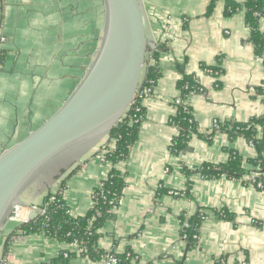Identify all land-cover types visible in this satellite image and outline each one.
Instances as JSON below:
<instances>
[{
    "label": "crops",
    "instance_id": "0c3cea01",
    "mask_svg": "<svg viewBox=\"0 0 264 264\" xmlns=\"http://www.w3.org/2000/svg\"><path fill=\"white\" fill-rule=\"evenodd\" d=\"M142 1L151 36L167 50L160 53L162 74L152 94L141 98L146 117L139 138L129 160L117 165L126 186L115 217L100 230L99 247L118 253L132 249L141 264H264V189L243 177H188L183 171L226 163L232 151L241 155L245 169L258 171L250 163L258 155L256 147L214 125L246 123L264 114V58L250 41L245 11L227 14L224 0L209 15L211 0ZM104 26L102 0H0V52L6 51L0 62L5 70L0 71V152L26 137L31 122L40 126L72 94L93 62ZM259 29L264 34V19ZM203 65L219 66L222 73L213 75ZM187 75L202 88L186 99L198 133L174 155L170 146L177 129L171 118L182 94L178 82ZM99 147L50 187L29 186L24 201L41 206L63 181L71 213L85 215L94 189L112 169L98 157ZM162 188L167 191L159 193ZM200 211L208 216L200 224L198 245L189 250L181 236L188 221L182 223L181 217ZM18 225L10 219L3 225L0 259L5 239ZM14 237L7 252L10 264H63L52 263L62 250L77 253L69 264H105L44 233Z\"/></svg>",
    "mask_w": 264,
    "mask_h": 264
},
{
    "label": "water",
    "instance_id": "95a60500",
    "mask_svg": "<svg viewBox=\"0 0 264 264\" xmlns=\"http://www.w3.org/2000/svg\"><path fill=\"white\" fill-rule=\"evenodd\" d=\"M102 1L101 44L75 90L40 126L34 128L31 122L26 137L0 152V231L17 207L29 206L23 192L34 183L50 187L93 153L126 116L142 88L147 62L158 47L144 3ZM33 100L34 95L31 104ZM38 213L34 208L29 220Z\"/></svg>",
    "mask_w": 264,
    "mask_h": 264
},
{
    "label": "trees",
    "instance_id": "16d2710c",
    "mask_svg": "<svg viewBox=\"0 0 264 264\" xmlns=\"http://www.w3.org/2000/svg\"><path fill=\"white\" fill-rule=\"evenodd\" d=\"M219 0H211L207 14H211ZM226 4V13L234 15L239 10L245 11L246 21L251 29L250 41L255 47V53L264 58V34L259 29V22L264 19V0H245L237 2L235 0H224ZM167 50L164 44L151 53L150 58L155 63L147 62L146 72L144 74L142 88L155 87L158 79L161 77L159 66L160 53ZM0 62L5 59L6 51L2 50ZM205 70H210L213 75L219 76L222 69L219 66H202ZM178 87L181 90L182 102L176 104L177 112L171 118V124L177 129V135L172 139L171 151L174 155H180L188 146L193 134L198 133V124L192 114V108L186 99L196 91L200 86L194 76H184L179 82ZM264 93V90H260ZM152 94V93H151ZM145 94H138L134 103L126 113L121 122L110 132L106 142V148L109 151L105 154V161L112 165L108 177L100 182L93 192V205L89 211L82 216H74L64 198L65 182H61L59 189L55 192L49 190L46 194L41 207L46 208L45 214H39L32 220L18 225L15 230L7 236L4 242V253L6 255L13 236L30 233H44L47 236L69 244L77 243L83 249L80 255L89 256L93 260H105L109 255L118 256L120 261L117 264H141L139 255L132 249H127L123 253L115 250H104L99 247V240L102 236L100 232L104 224L115 217V210L121 203L123 191L126 186L124 176L117 168L120 162L128 161L131 155L132 147L139 138L140 128L146 117L145 108L142 106L141 98ZM139 109V110H138ZM218 131H228L232 137L237 135L244 136L257 149L258 155L250 160L255 166H260L264 170V114L253 118L246 123H220L215 126ZM214 130V131H215ZM184 173L191 177L194 173H199L206 178H216L226 175L233 178H242L252 171L243 167V158L241 155L232 151L231 158L226 163L212 164L204 163L197 168H184ZM60 178V177H59ZM159 193L167 191L162 188ZM54 198V200H51ZM208 216V213L200 211L197 215L187 216L183 214L182 223L189 222L188 226H183L181 236L188 243V249L191 250L198 245L200 233V224ZM68 253V256H65ZM77 255L76 252L62 250L59 255L53 259L52 263L69 264L70 260ZM247 262V261H246ZM237 264H241L240 262ZM248 264V262H247Z\"/></svg>",
    "mask_w": 264,
    "mask_h": 264
},
{
    "label": "built area",
    "instance_id": "2783aa9c",
    "mask_svg": "<svg viewBox=\"0 0 264 264\" xmlns=\"http://www.w3.org/2000/svg\"><path fill=\"white\" fill-rule=\"evenodd\" d=\"M149 63L151 64V63H155V62L151 58H149ZM201 90H202V88H200V91ZM141 92L142 91H139L138 94L139 95L140 94L150 95L153 91H152V88H147L143 91V93H141ZM182 101H183L182 98L178 97L175 100V104H179ZM214 125L216 126L217 122H215ZM107 140H108V138H107ZM107 140H105L103 142V144L100 145V147L97 151L98 152L97 155L102 161H105V154L109 151V149L106 148ZM256 170H258V171L251 172L250 174L245 175L243 178L246 181H248L251 184L258 187L259 189H264V173L261 172V168L259 166H256ZM51 200H54V198H52ZM34 208H39L38 215L46 213V208L30 204L28 207H17L14 211L13 217L10 220L17 222L19 225L22 224V222H28L29 221L28 214L31 211H33ZM188 225H189V223L187 222L185 226H188ZM196 237L198 238V235ZM14 238H15L14 236L11 238V244H12V241L14 240ZM72 245H74L79 252L83 251V249L80 248L77 243H74ZM8 251H10V247H9ZM65 256H68V253H65ZM119 261H120L119 257L115 256V255H109L105 258V260H103V262H105V264H117ZM0 264H10V260H9V257L7 254L3 255L1 257ZM222 264H224V263H222ZM241 264H247V262L243 261V262H241Z\"/></svg>",
    "mask_w": 264,
    "mask_h": 264
},
{
    "label": "rangeland",
    "instance_id": "374dc122",
    "mask_svg": "<svg viewBox=\"0 0 264 264\" xmlns=\"http://www.w3.org/2000/svg\"><path fill=\"white\" fill-rule=\"evenodd\" d=\"M30 100H31V97L29 98V103H30ZM50 104H51V102H50ZM50 107H52V106L50 105ZM106 140H107V139H106ZM104 141H105V140H104ZM104 141H103V142H104ZM103 142H102V143H103ZM30 187H33V185H31Z\"/></svg>",
    "mask_w": 264,
    "mask_h": 264
}]
</instances>
